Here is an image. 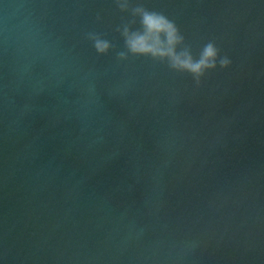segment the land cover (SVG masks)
<instances>
[{
  "label": "water",
  "instance_id": "water-1",
  "mask_svg": "<svg viewBox=\"0 0 264 264\" xmlns=\"http://www.w3.org/2000/svg\"><path fill=\"white\" fill-rule=\"evenodd\" d=\"M120 2L0 0V264H264V0ZM138 7L217 67L120 59Z\"/></svg>",
  "mask_w": 264,
  "mask_h": 264
},
{
  "label": "clouds",
  "instance_id": "clouds-1",
  "mask_svg": "<svg viewBox=\"0 0 264 264\" xmlns=\"http://www.w3.org/2000/svg\"><path fill=\"white\" fill-rule=\"evenodd\" d=\"M117 3L122 11L127 10L126 3H121L120 0ZM133 15L140 18L141 28L137 31H132L127 26L123 28L126 52L119 53L120 59H127L129 54L151 57L153 60L167 62L174 71L190 74L197 83L207 70L217 67L218 50L214 43H207L199 57L194 58L175 24L164 15L140 7L133 9ZM90 39L97 53L106 54L109 51V41L98 35H91ZM219 64L226 68L229 61L221 58Z\"/></svg>",
  "mask_w": 264,
  "mask_h": 264
}]
</instances>
